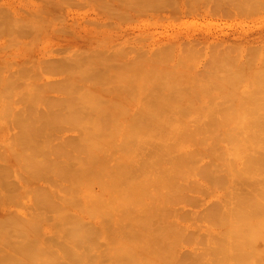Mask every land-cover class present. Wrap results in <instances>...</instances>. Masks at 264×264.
<instances>
[{
  "label": "rangeland",
  "instance_id": "1",
  "mask_svg": "<svg viewBox=\"0 0 264 264\" xmlns=\"http://www.w3.org/2000/svg\"><path fill=\"white\" fill-rule=\"evenodd\" d=\"M235 1L0 0V116L2 115L0 117V121H2V124H0V255L1 253L3 255L0 257V264H18L19 262V264H30L32 259L34 261L32 264H38L39 261L41 264H48L47 262L50 264H64L69 260L71 263L69 261L66 264H75L78 259L79 263L77 264H82L80 262L85 263L86 260L88 262L92 261L90 264H217L221 259V255L231 250V247L227 245L221 246L223 249L219 250L221 242L218 235L222 232L223 238H225L224 231L226 229L223 226V221H220L221 206L218 205L217 201L213 202V200L215 194L223 193V184L227 183L222 179V176H224L225 170H229V166L223 165V162L229 161L232 163L233 157L231 152L225 155L228 145L225 142H217L216 137L218 134L215 135V133L217 128L221 126L219 125L221 121L224 125L227 124L226 127H229L228 125L232 126V115V118L235 119L233 122H236L241 128L244 123L246 125V121L248 123L250 120L246 115L249 110L242 107L249 106L252 102L256 105L258 100L255 102L254 98V100H250L249 104L248 99L243 101L239 97L245 98L249 94V96L255 97L252 95L253 93L256 96L264 93V88L261 85L264 83V72L261 76V78L263 77L262 79H259V75L255 74L256 72H250L254 62L257 64L262 59L264 60V46L262 47L264 40L255 42H262L260 46L254 43H248L247 46L242 42V45L239 44L240 41L236 43V40L230 39L234 43L232 45L231 43H226L225 46V42L217 44L218 42L211 39L210 43L213 42L214 44L212 43L210 46H208V43L202 44L203 47L200 45L201 43L195 45L194 41L190 43V46L187 41L183 40L182 43L179 41L182 44H180L179 49L176 47L179 42L175 39L186 33L206 34L209 36L220 35L219 37L227 34L231 38L237 37V35H256V31L262 33L264 31V0H251V3L249 2L250 0ZM46 3L56 7L47 9V6L46 9L42 8L43 10L45 9L43 11L40 8L41 6L44 7ZM171 45L174 46L173 49ZM150 47L155 49L154 54L149 55L150 53L147 50ZM162 49L164 50L161 51ZM157 50L159 52L156 53ZM168 50L169 52H167ZM222 61L228 62L225 64ZM262 61L261 63L264 66ZM215 62L218 65L214 66ZM262 65L257 64V67ZM246 68L249 69L247 70ZM200 69H203V71ZM256 69L255 71H258ZM246 70L249 72L248 74ZM103 80H111L112 82H108L114 86L120 83L121 87L123 86L122 82L126 81L127 85L124 86L132 88L131 90L125 88L126 91L122 88V90L124 89L123 93L121 88L119 89L117 86L122 93L120 94L119 92L118 94L117 87H114V90L108 88L110 86L109 83L104 81L108 84L105 87ZM115 80H119L117 84H115L117 82ZM121 80L122 82H120ZM146 82L147 87L145 86ZM224 83H226V87L221 91L220 89L225 86ZM220 84L223 85L220 87ZM258 84L259 87L261 85V91L256 90ZM152 85L156 89L159 88V91L163 88L164 91L160 92L162 94L158 92L159 95L154 88L150 92ZM203 87H206V89H202ZM208 87L211 88V91ZM133 88L135 89L133 90ZM249 88L256 89L251 90L247 94ZM103 89L108 91H105L106 93H111L112 98L110 94L105 95L106 93L102 92ZM136 90L137 94L135 96L134 94L132 95L131 93ZM169 90H171V93ZM96 91L98 93L102 92L104 94L102 95L105 98L107 97V100L119 98V103L121 102L124 108L119 107V105L118 107L115 105L116 108H114V104L111 103L112 100L110 99L113 109L105 107L106 113L100 117L97 121L98 124L89 132L95 134L104 132L103 134L109 135L110 133L111 135L109 138L108 135H101L103 137L100 138V142H106L105 144L107 145H104L105 149L100 142L97 145L104 149V154L102 158H98L95 155L96 160L92 163L93 167L90 168L86 163L85 170L83 166L79 165L82 161L80 160L79 162L77 156L79 153V157L82 155V159H84L83 157L86 154L83 155L82 153L86 152L85 150L82 152V149L86 147V144L83 145V147L85 146L84 148H80L82 146L76 140V134L78 133H76V129L86 126L88 117L98 108H101L97 105L94 98L98 99L102 95L99 93V96H97ZM190 91H193V95L198 93L195 95L199 96V98L194 96V99L191 94H188ZM125 92L127 96H123ZM141 93L144 94L143 98L145 99L143 101L140 97L142 103L138 102L140 101L139 98L137 99ZM153 93L154 95L156 93L159 97L154 96ZM174 94L176 95L174 96ZM119 95H122V97ZM162 96L166 97L167 100ZM170 96H174V100ZM259 96L256 98L259 99L258 103L261 110L259 109L260 107L257 109L259 104L256 107L252 104V110L254 112V109H257V112L255 111L257 115L253 112L255 116L247 113L253 119L258 117L259 120L264 121V116L262 118V115H264V102L262 103L263 105L260 103L264 95L261 101V96L260 98ZM190 97L192 98L191 100ZM187 98L188 102L186 103ZM170 99L172 100L170 101ZM226 99H229V101ZM135 100L140 105L148 100L147 103H144L147 104L144 105L147 107L140 109L142 105L136 104ZM162 100H165V103ZM221 100H223V104ZM99 101H103V105L104 99H99ZM160 101L161 105L159 104ZM133 102L137 105V110L140 109L143 115L138 111L139 114L138 112L134 114L138 119L135 117V121L133 117V121H128L127 117L130 119V116H132L130 115L131 112L133 114L134 109H136L133 106ZM177 102L179 104H176ZM237 102H239V106ZM185 103L188 105H185ZM209 103L211 104L209 105ZM111 104H108L107 107ZM174 105L184 106V108L175 106L176 116L182 119V122L174 121L177 117L173 116V112H166L167 108L174 109ZM185 106H189L187 107L189 110ZM225 106L234 107V109L227 107L226 111L229 112V115L227 112L226 114L223 113L225 112L223 110ZM240 106L245 115L241 111ZM238 108H240V111H238ZM219 112H221L222 117L217 116ZM230 112H233V114ZM258 112L259 115L262 112V115L258 116ZM38 113L47 118L39 115L41 118L38 117V121L40 119L41 122L36 121L37 119L34 120L35 118L32 116L38 115ZM235 113L236 115H234ZM237 113L241 114L237 115ZM25 114H30L31 122L32 118L36 122L28 124L29 122H26L28 120H25L23 116ZM79 114L84 116L79 117ZM212 114L216 115L213 116ZM112 115L118 120L114 121ZM224 115L225 117H223ZM226 115L228 116L226 117ZM3 116H5L4 120L9 119L5 120L6 123H3ZM209 116L212 121H210ZM215 116L220 120L217 122L218 118H216L215 121L217 123L212 118ZM119 117H121V122H118ZM143 117H152L154 124L148 125L149 120L142 122L144 121ZM15 118L17 121H13ZM43 118L44 121L42 120ZM188 118L191 120L189 119L188 121ZM197 118L198 120L201 119L198 124ZM221 118L224 120H221ZM172 119L173 123H170L171 121L169 123L172 126L174 125L172 129L175 128V130V126H180L178 131L173 132L172 126L168 124L167 121ZM192 119H194V123L191 122ZM203 119H205L204 123L202 122ZM253 119H251L252 123L249 121L251 125H255L257 123L254 122H258L260 124L257 127L262 126L263 121L260 122L258 119L254 121ZM21 120H24L25 123H22ZM223 124L222 126H224ZM249 125L248 127L251 126ZM243 128L241 131L244 132L246 129ZM159 129H164L165 132L163 130L159 133ZM141 130H143V133H137V131ZM174 135L178 137L175 143L170 139ZM214 135L215 137H213ZM143 136H146L148 140L140 141V137ZM62 137L64 141L66 140L65 138L70 139L72 137L73 142L71 143L75 141L74 144L78 143L77 147L72 146L74 144L70 143L71 139L69 141L66 140L70 143L71 148L67 145L69 143L62 145ZM126 137H133L134 141L129 146V150L124 153L126 145L121 139ZM60 138L62 139L60 140ZM81 141L84 143L88 142L83 139ZM112 141H114V144H112ZM142 142L155 144L156 147L158 144H163L170 148V152L168 155L161 152V156H158L159 152L155 154L157 150L155 152L150 151L151 154L149 156L142 158L141 153L144 149L142 148ZM61 145V150L65 147L64 145H66L65 148H70V150L66 149L67 153L63 152L65 148L61 151L59 148ZM74 147H79L78 151ZM51 148L53 152L56 151V154L59 153L60 156H58L59 154L56 156L54 153L50 155L49 151ZM54 148L57 149L54 150ZM71 149L77 151L75 152L76 155ZM58 150L60 151L57 152ZM179 150L188 151L191 158L189 154L188 156L177 157L175 153ZM62 152L66 155L63 156ZM68 152L73 156L71 154L70 156ZM53 154L55 157L52 156ZM67 155L69 158H66ZM119 155L122 158L119 159ZM44 157H46V160ZM48 157L52 158L49 159ZM71 157H75L78 162ZM216 157L218 160L214 159ZM51 160L54 162L52 163ZM49 161H51L53 168L50 166ZM68 162L69 164H67ZM187 162L188 165L186 164ZM62 163L63 165L66 164L67 168L64 166L62 168ZM55 167L57 169H54ZM59 168L61 169L59 170ZM79 168L80 172L78 171ZM188 169H191V172ZM183 171H185L184 174ZM143 175L147 177L156 175L153 182L154 186L152 184L148 188V194L151 193L150 195H147V193L138 195L137 190H134L139 188L141 182L145 183L142 180ZM159 179L161 180L160 182L158 181ZM162 181L163 185L166 184L165 189L161 188ZM159 183L160 186H158ZM125 184L127 187H122ZM111 187L117 190H113ZM101 188H104L107 193L108 190H112L107 195L104 192V196L100 192ZM158 188L161 189L159 193L157 192ZM124 189L128 193L130 192L129 203L136 209L137 206H141L139 213L134 212L132 214L131 211V214L124 215L125 212H123L122 206L120 208L123 211L122 214L120 213L118 206L125 204L127 200L125 201L124 199L128 197H125L127 193L124 194L126 192ZM64 190L66 193L62 192ZM69 190L74 191L73 194H69ZM46 195H48L49 199L46 200L50 201V204L57 200V202L60 201V203H57L58 205L56 204L58 207L56 205V208L53 206L55 211H52V206L50 207L47 202L45 203L48 206L45 207L43 201H45L44 196L46 198ZM40 196L43 198L42 202L44 204H42ZM89 196H91L90 203H92L89 204L90 207L87 205L89 202L87 204L84 202V198L87 200ZM75 198L79 200L76 201ZM122 198L124 202L122 201L123 203L121 204L118 201ZM142 200L147 205H150L148 212L143 211ZM115 202L119 204L116 206L118 207L117 210H119L116 213L119 216L113 217L112 215L113 218H111L114 220L112 222L111 218L107 217L106 214L109 213V206ZM60 205L65 208L60 207ZM77 206L78 209H75L74 207ZM126 206L128 207L127 203ZM111 207L110 211L113 208ZM59 208L64 209V213L69 209V212H66L67 214L65 215L62 209L59 210ZM71 209L72 213H70ZM54 212H57L58 218ZM60 212L62 213V219L60 218ZM76 212L80 220L76 215H71L76 214ZM116 213L114 215H117ZM109 214L112 213L110 212ZM120 214L123 217H120ZM63 219L64 221L66 220L67 225H65V222L62 223ZM69 223L72 226L74 224V226L72 227ZM66 229H68L66 231L67 234H65ZM91 237L93 238L91 239ZM129 237L132 239H129ZM16 238L19 240L24 239L25 241H19ZM67 238L71 240H66ZM43 239L44 241H41ZM126 239L135 240L139 245L135 241V243L133 241H130V243ZM154 240L157 241L155 244L152 243ZM72 241L74 245L73 243L71 244ZM125 241L126 245H128L127 249L123 248L126 246L124 245ZM20 242L25 244L20 246ZM39 242H42L41 246L44 248L40 247ZM133 244L134 246L136 244V246L134 247ZM15 245H19L18 247L24 248V250L18 247L17 250H14ZM81 245L83 248L87 246L85 248L87 252L80 247ZM64 246L66 247L64 248ZM32 247L40 251L39 256L36 255L39 252L32 249ZM74 247L76 248L75 253L79 250L77 254L79 252L82 254L79 253V256L76 254L73 256L74 253L71 252L73 253L71 254L73 258H78L76 261L74 260L75 262L72 261L73 258L72 260L69 259L71 257L70 254L67 255L68 257L65 256V252L69 248V251L73 250ZM89 247H91L92 252ZM27 249L29 250L27 251ZM49 249L53 250L51 251L52 253H50ZM121 249L124 251H120ZM61 250L63 257L67 259L62 258V254L60 256L58 251ZM125 250H127L125 255H128V257L123 256L124 254H119L116 261L115 256L117 255H113L112 251L114 254H118V252L123 253ZM191 250L195 251V253ZM23 251H26L27 255L29 253L31 255L26 257ZM82 251L86 252L87 255L84 252L82 253ZM99 251H101V254ZM83 254L84 257L82 258L85 261L81 260L80 257ZM110 254L113 255L115 263L112 262L113 257ZM108 255L110 256L106 257ZM8 256L10 260H8ZM92 256L94 262L91 260ZM104 257L112 258V261L106 260ZM49 259H52V261H49ZM14 261L18 262L15 263ZM231 262L233 263V261ZM227 263L229 264L230 262L227 261ZM234 263L236 264V261ZM247 263L250 264L249 262Z\"/></svg>",
  "mask_w": 264,
  "mask_h": 264
},
{
  "label": "bare ground",
  "instance_id": "2",
  "mask_svg": "<svg viewBox=\"0 0 264 264\" xmlns=\"http://www.w3.org/2000/svg\"><path fill=\"white\" fill-rule=\"evenodd\" d=\"M229 1H231V0H229ZM234 1V0H233ZM237 1V0H236ZM235 1V2H236ZM238 2V1H237ZM250 3H251V0L249 1ZM55 3H57V2H55ZM52 4V3H51ZM44 5V4H43ZM53 5H55L54 3H53ZM57 5V4H56ZM254 5V4H253ZM257 5H259V4H257ZM257 5H255V6H257ZM48 6V7H47ZM260 6V5H259ZM46 7H47V9H53V8H55L56 6H50V5H47V3H46V5H44V7L43 6H41V8L40 9H42V8H45L46 9ZM52 7V8H51ZM261 7V6H260ZM256 8V7H255ZM39 9V8H38ZM37 9V10H38ZM39 9V10H40ZM44 9V10H45ZM43 10V9H42ZM43 10V11H44ZM41 11V10H40ZM49 11V10H48ZM264 32V31H263ZM258 33L257 31H256V35H253V34H246V35H244V36H238L237 35V37H230L229 35H224V36H222V37H219V36H209V35H206V34H192V33H186V34H183V35H180L178 38H176L175 40L176 41H180L181 43L183 42V40L184 41H187L188 43H189V45H190V43H192L193 41V43L196 45H198V44H200L202 47H203V45L204 44H209L208 46H210L213 42H211L210 43V41H212L213 39L216 41V42H218L217 44H219V43H223V42H225V46H226V43H231V45H232V43H234V41H231L230 39H233V40H236V43H237V41H240V43L239 44H241V42L242 43H244V44H250V43H254V44H258V46H260L261 45V43L259 42V43H255V42H258V41H263L264 40V33ZM250 33V32H249ZM254 33V32H253ZM213 34V33H212ZM215 35V34H214ZM232 36V35H231ZM212 39V40H211ZM214 41V42H215ZM227 41H231V42H227ZM179 42V44L176 46V43H175V46L177 47V48H179L180 49V47L179 46H181L182 44ZM186 42V43H187ZM215 42V43H216ZM187 43V44H188ZM264 43V42H263ZM181 44V45H180ZM203 44V45H202ZM214 44V43H213ZM243 44V45H244ZM184 45H185V43H184ZM224 45V44H223ZM242 45V44H241ZM251 45H253V44H251ZM172 47V49H173V45H171ZM191 46V45H190ZM193 46V45H192ZM206 47H208L207 45H205ZM230 46V45H229ZM248 46V45H247ZM257 46V45H256ZM264 46V44L262 45V47ZM261 47V48H262ZM169 48V47H168ZM226 49V48H225ZM164 49H162L161 51H163ZM263 50V49H262ZM150 54L149 55H151V54H154V52H155V49L153 48V47H150L148 50H147ZM166 51V50H165ZM173 51V50H172ZM264 51V50H263ZM157 52H159V50H157L156 51V53ZM167 52H169V50L167 51ZM166 54V53H165ZM150 57V56H149ZM229 59V58H228ZM231 59V58H230ZM232 60V59H231ZM263 60V59H262ZM261 60V61H262ZM261 61L259 62V63H257L258 65H262L263 63H261ZM221 62V61H220ZM222 62H224V61H222ZM228 62V61H227ZM227 62H224L225 64L227 63ZM229 62H230V60H229ZM234 62H236V61H234ZM254 62V61H253ZM262 62H264V60L262 61ZM232 63V62H231ZM261 63V64H260ZM257 64H255V62H254V64H253V66H252V70L250 69V72L251 73H254V72H256L255 74H258L259 76V79L261 78V76L263 75V72H264V66L262 65V66H259V67H257ZM216 65H218V63L216 64V62H215V64H214V66H216ZM224 65V64H223ZM256 65V66H255ZM203 66V65H202ZM206 66V65H205ZM213 66V65H212ZM213 66V67H214ZM251 66V65H250ZM250 66H249V68H250ZM204 67V66H203ZM202 67V68H203ZM212 67V68H213ZM218 67V66H217ZM248 67V66H247ZM254 67H255V69L256 68H259V69H256V70H260V72H258V71H255V69H254ZM208 68V67H207ZM219 68H221V67H219ZM245 68V67H244ZM248 68V69H249ZM263 68V69H262ZM204 69V68H203ZM203 69L201 70V71H203ZM247 69V68H246ZM247 69V70H248ZM246 70V72H247V74L249 73L248 71ZM261 70H262V74H261ZM213 71V70H212ZM243 72V71H242ZM241 72V73H242ZM244 72H245V70H244ZM244 72H243V74H244ZM250 73V74H251ZM246 74V73H245ZM255 74H252L253 76L255 75ZM261 74V75H260ZM256 76V75H255ZM257 77V76H256ZM263 77H264V75H263ZM262 77V78H263ZM261 78V79H262ZM230 80V79H229ZM106 82L107 80H103V82ZM108 81H111V80H108ZM107 81V82H108ZM117 80H115V82H116ZM119 81V80H118ZM118 81L115 83V84H117L118 83ZM233 81H235L236 82V80L235 79H233ZM237 81H238V79H237ZM102 82V83H103ZM104 82V84H105V87H106V85H108L107 83H105ZM112 82V81H111ZM120 82H122V80L120 81ZM226 82V81H225ZM260 82V81H259ZM109 83V85H110V82H108ZM125 83V84H124ZM226 83H228V82H226ZM226 83H224V85L225 86H223L222 87V89H220L221 91L223 90V88H225L226 87ZM120 84V83H119ZM119 84H117V86L119 87V89L121 88V90H122V88H126L127 90L129 89V90H131V88L132 87H129V86H127V87H125L124 85H127L126 84V81H124V82H122V87H121V84L119 85ZM129 84V83H128ZM146 84V85H145ZM144 85L147 87V82L145 83ZM221 85H223V84H220L219 86L221 87ZM262 85V88H264L263 86H264V83L263 84H261ZM261 85H260V87H261ZM113 86V87H112ZM117 86H114V85H112V83H111V85L108 87V88H116ZM144 86V88H146ZM151 86V85H150ZM118 87L116 88L117 89V93L119 94V90H118ZM136 87V86H135ZM143 87V86H142ZM141 87V89L143 90V88ZM148 87H149V84H148ZM259 87V84H258V88L256 89V90H258V91H261V89L262 88H260ZM107 88V90H109ZM114 88V89H115ZM153 88H154V90H156L157 91V93L159 92H162V91H164L163 90V88H161V90L159 91V88L158 89H156L155 87H154V85H152V87H150V92L153 90ZM209 88V87H208ZM260 88V89H259ZM111 89V91H113ZM123 89V90H124ZM126 89L124 90V91H126ZM135 88H133V90H134ZM152 89V90H151ZM202 89H206V87L204 88H202ZM210 89V91H211V88H209ZM254 88H252V89H250L249 88V90L247 91V94H248V92H250L251 90H253ZM254 89V90H255ZM100 90V89H99ZM107 90H102V92H104V93H106V92H108ZM122 90V91H123ZM176 90V89H175ZM106 91V92H105ZM110 91V92H111ZM116 91V90H115ZM124 91H123V93H124ZM147 91V90H146ZM171 90H169V92H170ZM207 91H208V89H207ZM264 91V90H263ZM88 92V91H87ZM97 92V91H96ZM96 92H93V93H96ZM102 92H99V93H101L100 95H102L103 93ZM135 92V93H134ZM133 93H131L132 95L134 94V96H135V94H137V90L136 91H134ZM148 92V91H147ZM190 92H192V93H190ZM188 94H191L192 96H193V98H194V96H197V95H195V94H198V93H194V95H193V91H190ZM88 93H90V92H88ZM99 93L97 92V96H99ZM129 93V92H128ZM158 93V94H159ZM171 93V92H170ZM169 93V94H170ZM208 93V92H207ZM224 93V92H223ZM225 93H226V91H225ZM243 93V92H242ZM107 94H110V97L112 96L111 95V93H106L105 95H107ZM120 94H122L121 92H120ZM141 94H143V93H141ZM140 94V95H141ZM146 95H147V93H145ZM160 94H162V93H160ZM159 94V95H160ZM187 94V93H186ZM222 94V93H221ZM261 94V93H260ZM263 95H264V93H262ZM261 94V95H262ZM104 95V94H103ZM99 96V98L97 99V98H94V100H95V102H97V105L99 106V107H101V108H98L92 115H90L89 117H88V123H87V125L86 126H83V127H79V129H76L77 131H76V136H77V142L79 143V145L81 144V146L82 147H80V148H84L83 147V145H85L86 144V147L84 148V149H82V152H83V150H85V152L86 153H82L83 155L84 154H86V155H84V159H82V155L79 157V153H78V160H79V162H80V160L82 161V162H80V166H83L84 167V169L86 170V163L88 164L87 166H89L90 168H92L93 167V164L92 163H94L95 162V155L98 157V158H102V156H103V154H104V149H105V146L107 145V144H105V143H103V142H100V138L101 137H103V136H101L103 133H100V132H98V134H95V133H89L90 131H91V129L94 127V126H96L97 124H98V120L100 119V117L101 116H103L105 113H106V109H105V107L106 108H112L113 109V105L112 104H114V108H116V106L118 107V105H119V107H123L124 108V106H122L121 105V102L119 103V101L120 100H118L119 98H117L116 100H118V101H116L115 99L114 100H112L110 97V99L112 100L111 101V103H110V99H106L105 98V96ZM127 96V93L125 92V94L123 95V96ZM138 96L137 97V99L139 98V100H140V97H141V100H145L144 98H143V96H144V94L142 95V96ZM153 95H154V93H153ZM155 95H156V97H159V96H157V94L155 93ZM154 95V96H155ZM164 95V94H163ZM176 94H174V96H175ZM232 95V94H231ZM250 95V94H249ZM246 96V97H248V98H244V97H239L240 98V100L242 99L243 101H246V99H248L247 101H249L248 103L250 104V102L252 101V100H254V98H255V102L258 100L259 101V99H257L256 97H258L259 96V94H257V96L255 95V93H253L252 95H254L255 97H251V96ZM260 95V96H261ZM262 95V96H263ZM114 96H116V94H114ZM120 97H122V95H119ZM150 96H151V94H150ZM165 96V95H164ZM164 96H162L165 100H167L166 99V97H164ZM174 96H170V97H172V99H173V97ZM217 96V95H216ZM260 96H259V98H260ZM262 96H261V99H260V101L262 100ZM117 97V96H116ZM116 97H114V98H116ZM168 97V96H167ZM169 97V98H170ZM264 97V96H263ZM104 99V103H103V105H105V106H103L102 105V102L103 101H99V99H101V100H103ZM143 98V99H142ZM189 98V97H188ZM188 98H187V101H186V103L188 102ZM196 98H199V96H197ZM223 98H224V96H223ZM249 98H252V99H249ZM128 99V98H127ZM157 99V98H156ZM172 99H170V101L172 100ZM192 98L190 97V100H191ZM195 99V98H194ZM193 99V100H194ZM232 99H233V96H232ZM107 100V101H106ZM138 101V102H141L142 103V101ZM152 100H153V98H152ZM151 100V101H152ZM158 100V99H157ZM165 100H162V101H164V103H165ZM174 100V99H173ZM178 100H179V98H178ZM227 100V99H226ZM234 100V99H233ZM251 100V101H250ZM109 101V102H108ZM136 101V100H135ZM196 101V100H195ZM198 101H199V99H198ZM227 101H229V99L227 100ZM258 101H257V104H259L258 103ZM113 102H118L117 104L116 103H113ZM137 102V101H136ZM136 103V104H139L140 105V103ZM148 102V100L147 101H145L144 103H147ZM189 102H191V101H189ZM231 102V101H230ZM240 102H242V101H240ZM264 102V98H263V100L260 102L261 104ZM134 103V102H133ZM141 104L140 106L142 107V108H140V109H144V107L146 108L147 106H144V105H147V104ZM164 103H162L163 105H164ZM185 103V105H188V104H186ZM221 103L223 104V100H221ZM221 103H220V105H221ZM233 103V102H232ZM108 104H111L109 107H107L108 106ZM135 103L133 104V106H137ZM160 105H161V101H160V103H159ZM176 104H179L178 102L176 103ZM190 104V103H189ZM211 103H209V105H210ZM226 104V103H225ZM224 104V105H225ZM228 104V103H227ZM237 104H238V106H239V102H237ZM252 104H253V106H257V104L256 105H254L255 103H251L249 106H247L246 105V107H242V108H246V110H249V111H247L249 114H251L252 116L254 115V114H256L257 115V113H255V111L258 109V107H260V104L257 106V109L255 110L254 109V112H253V106H252ZM264 104V103H263ZM262 104V105H263ZM116 105V106H115ZM121 105V106H120ZM148 105H149V103H148ZM151 105H153V104H151ZM150 105V106H151ZM242 105V104H241ZM140 106H138V107H140ZM175 106L177 107L178 105H174L173 107H174V109H171V108H167L168 110L166 111V112H173L174 113V115L173 116H176V111H175ZM180 106V108L181 107H183L184 108V106H181V105H179ZM179 106H178V108H179ZM223 106V105H222ZM232 106V105H231ZM231 106H225V108L223 109V110H225V112H223V113H225L226 114V109H227V107H230V108H232V109H234V107H231ZM233 106H234V103H233ZM237 106V105H236ZM243 106V105H242ZM187 107H189V106H185V108H187ZM248 107V108H247ZM250 107H251V110H250ZM264 107V106H263ZM152 108V107H151ZM230 108H228L229 110H232V109H230ZM240 108H241V106H240ZM240 108H238L239 110L238 111H240ZM242 108H241V111H242ZM118 109V108H117ZM134 109V108H133ZM133 109H132V111H133ZM138 108L136 107V109H134V111H133V114H132V112H131V114L130 115H132V116H130V119H129V117H127L128 118V121H130V120H132L133 121V117H134V119H135V121H136V118H137V116H135L134 114L136 113V112H140L141 110L139 109V110H137ZM150 109V108H149ZM156 109V108H155ZM159 109V108H158ZM188 109V108H187ZM260 110H261V107L259 108ZM121 110H124V109H121ZM173 110V111H172ZM177 110V109H176ZM186 110V109H185ZM184 110V111H185ZM189 110V109H188ZM193 110V109H192ZM223 110H221V111H223ZM245 110V109H244ZM245 110V111H246ZM175 111V112H174ZM180 111H181V109H180ZM182 111H183V109H182ZM250 111H251V113H250ZM124 112V111H123ZM139 112H138V114H139ZM142 112V111H141ZM140 112V113H141ZM178 112V111H177ZM233 112H234V110H233ZM233 112L231 113V114H233ZM243 113H244V111H242ZM241 112V113H242ZM246 112V115H247V117H249L250 118V120H249V118H247V120H249L250 122H251V119H253V118H251V116L248 114ZM254 114H253V113ZM257 112V111H256ZM182 113V112H181ZM221 112H219V114H217V116L219 115V117H222V114H220ZM228 113V115H229V112H227ZM241 113H239V114H241ZM262 112H260V115H262L261 114ZM11 114V113H10ZM180 114V113H179ZM179 114H177L178 116H179ZM238 113H237V115H239ZM6 115V114H5ZM28 116V117H26V116ZM25 115H23L24 117H25V120H28V121H26L28 124H30V123H35L36 121H38V117H39V115H41V117H43L42 116V114L41 113H38V115L36 114L35 116L33 115L32 117L33 118H35L34 120H36L35 122H34V120H33V118H32V122H31V119L29 118V116H30V114L28 115V114H25ZM47 115V114H46ZM123 115H124V113H123ZM125 115H126V112H125ZM141 115H143L142 113H141ZM172 115H170V116H172ZM213 116L214 115H216V114H212ZM212 115H210V116H212ZM221 115V116H220ZM228 115H226V117L228 116ZM234 115H236V113L234 114ZM244 115H245V113H244ZM259 115V112H258V116H260ZM2 116V115H1ZM0 116V117H1ZM7 116V115H6ZM48 116V115H47ZM84 115L83 114H79V117H83ZM113 116V120L115 121V120H118V119H115L116 117L114 116V115H112ZM172 116V117H173ZM210 116H209V119H210ZM217 116H215V117H212L214 120L213 121H215L216 120V118H218ZM233 116V115H232ZM232 116H231V121H232V126L231 125H228L229 127H226L227 126V124L226 125H224L223 123H222V121L219 123V125H221V126H219L218 128H217V130H216V133H215V135L216 134H218L217 135V137H216V140H217V142H219L220 141V143H222V142H225L227 145H228V150H227V152H226V154L225 155H227V154H229V152H231V155H232V157H233V161H232V163L231 162H229V161H224L223 162V165H226V166H229V170L228 171H226L225 170V173H224V176H222V179L224 180V181H226L227 183H225V184H223L224 185V191H223V193L222 194H220V193H218V194H215L214 195V200H213V202H218V205L219 206H221V215H220V221L222 222L223 221V226H224V228L226 229V231H224V236H225V238H223V233L222 232H220L219 233V237H220V242H221V244L219 245V250H222L223 248L221 247V246H224V245H227V246H230L231 247V250L230 251H228V252H225V253H223L222 255H221V259H220V261H218V263L217 264H228L227 263V261L228 262H230L229 264H231L232 262L231 261H233V263L236 261V264L238 263V264H248L247 262H249L250 264H264V127H262L263 125H264V121H263V123L261 124L262 126H258L257 127V125L258 124H260V123H258V122H254V123H257V124H252L251 125V123L248 121V123H247V121H246V125H244L243 124V126H242V128L243 129H246L244 132L243 131H241L242 130V128L241 127H239L237 124H236V122H233V121H235V119H233L232 118ZM255 116V115H254ZM263 116L264 115H262V118H263ZM11 117V116H10ZM31 117V116H30ZM41 117H39V118H41ZM44 117H46V116H44ZM136 117V118H135ZM177 117V116H176ZM176 117H174V118H176ZM223 117H225V115L223 116ZM230 117V116H229ZM228 117V118H229ZM235 117H239V116H235ZM257 117V116H256ZM4 118H5V116H3V123H6L5 122V120H4ZM8 118V117H7ZM28 118V119H27ZM47 118V117H46ZM45 118V119H46ZM120 119H119V121L118 122H121L120 120H121V117H119ZM123 118H125V117H123ZM132 118V119H131ZM142 118V117H141ZM144 118V117H143ZM149 118V119H148ZM145 117L144 118V121H142V122H147L148 120V125H151L153 122H152V120H154V119H151L152 117ZM202 118H204V117H202ZM244 118V117H243ZM255 118V117H254ZM260 118V117H259ZM11 119V118H10ZM21 119H22V117H21ZM24 119V118H23ZM49 119V118H48ZM138 119V118H137ZM146 119V120H145ZM189 119L190 118H188V121H189ZM230 119V118H229ZM229 119H227V120H229ZM256 119V118H255ZM255 119H253L254 121H256L257 119H258V117H257V119L255 120ZM0 120H1V118H0ZM7 120H9V119H7ZM6 120V121H7ZM19 120V119H18ZM30 120V121H29ZM43 121H44V118L42 119ZM71 120H73V119H71ZM139 120H141V119H139ZM138 120V121H139ZM181 121L182 119H180V118H176V120H174V121ZM184 120L185 121H187V119H185L184 118ZM191 120V119H190ZM201 119H199L198 120V118H197V124L198 123H200L201 121H200ZM204 120L205 119H203V123H204ZM221 120H224L223 118H221ZM226 120V119H225ZM237 120H239V118H237ZM252 120V121H253ZM13 121H17L16 120V118H15V120H13ZM22 121V123L24 122V120H21ZM21 121H19V122H21ZM137 121V122H138ZM160 121V120H159ZM169 121H171L170 123H173V119L172 120H168L167 122H168V124H170L169 123ZM184 121V122H185ZM195 121H196V118H195ZM194 121V119H192V121L191 122H195ZM210 121H212V119H210ZM220 120H219V118H218V121L217 122H219ZM258 121H260V122H262L261 120H259L258 119ZM1 123L0 124H2V121H0ZM9 122V121H8ZM7 122V123H8ZM38 122H41L40 121V119H39V121ZM140 122V121H139ZM166 122V123H167ZM182 122V121H181ZM183 122V123H184ZM216 122V121H215ZM216 122V123H217ZM239 122V121H238ZM237 122V123H238ZM245 122V121H244ZM25 123V122H24ZM123 123V122H122ZM130 123V122H129ZM134 123V122H133ZM136 123V122H135ZM182 123V124H183ZM240 123V122H239ZM249 123H250V125H249ZM154 124V123H153ZM152 124V125H153ZM196 124V123H195ZM222 124L224 125V126H222ZM250 126V127H248V125ZM171 125V124H170ZM169 125V126H170ZM235 125H237V126H235ZM256 126V127H254V126ZM172 126V125H171ZM245 126H247L246 128H245ZM253 126V127H252ZM120 127V126H119ZM174 127V125L171 127V129ZM176 127V130H175V128L174 129H172L173 130V132H175V131H178L179 130V128L178 127H180V126H175ZM78 128V127H77ZM164 128V127H163ZM164 130V129H163ZM163 130H161V129H159L158 131H159V133L160 132H162ZM163 132H165V130L163 131ZM181 132H184V131H181ZM137 133H143V130H141V131H137ZM103 135H108V134H103ZM110 133H109V135H108V138L110 137ZM179 135H180V132H179ZM215 135L213 136V137H215ZM161 136V135H160ZM105 137H107V136H105ZM63 138V137H62ZM62 138H60V140L62 139ZM108 138H106L107 140H108ZM66 140H70L71 139V141H70V143L71 142H73L72 140V137L69 139V138H65ZM78 139H80V140H78ZM86 140V141H88L87 143H84L83 141H81V140ZM150 139V138H149ZM172 141H173V143H175V141H177L178 140V137L176 136V135H174V137H171L170 138ZM174 139V140H173ZM58 141H60L59 139H57ZM64 141V138L61 140V142H63V143H61V142H58V143H61L62 145L63 144H67V143H69V142H67V141ZM75 140V139H74ZM105 140V139H104ZM103 140V141H104ZM106 140V141H107ZM148 140V138L146 137V136H143V137H140V141H147ZM101 141H102V139H101ZM121 141H124V143H125V145H126V150H124L123 152L125 153V151H128L129 150V146H131L132 145V143H133V141H134V138L133 137H126V138H124V139H121ZM98 142H100L101 144H103L102 146H104L103 148L101 147V146H98L99 144H98ZM70 143L69 144H67L70 148H71V146H70ZM74 143H75V141H74ZM74 143H71V144H74ZM77 143V144H78ZM143 143V142H142ZM172 143V142H171ZM77 144H74V145H72V146H76ZM98 144V145H97ZM100 144V145H101ZM112 144H114V141H112ZM62 145H61V147H59L60 148V150H61V148H62ZM97 147H96V146ZM152 145V146H151ZM65 147H66V145H64ZM155 146V147H154ZM65 147H63V149L65 148ZM77 147V146H76ZM76 147H74V148H76ZM78 147V148H79ZM108 147V146H107ZM106 147V148H107ZM221 147H223V145H221ZM70 148L69 149H67V148H65V151L63 150V152H66L67 153V150L69 151L70 150ZM78 148H76L75 150H77L78 151ZM142 148H144L143 150H142V153H141V157L142 158H144L145 156L147 157V156H149V154H151V152L152 151H156L155 152V154L157 153V152H159V154H158V156H161L160 154H162L161 152H163V153H167V155L169 154V152H170V148H167L165 145H163V144H158L157 145V147H156V145L154 144H149V143H143V146H142ZM52 149V148H51ZM51 149H50V155L52 154V153H54V154H56V151H54L53 152V149H52V152H51ZM57 148H54V150H56ZM67 149V150H66ZM155 149V150H154ZM60 150H58L57 152H59ZM61 150V151H62ZM74 149L72 150L71 149V151H74V154H75V152H77V151H75ZM80 150V149H79ZM161 150H164V151H161ZM166 150V151H165ZM151 151V152H150ZM199 151V150H198ZM62 152V153H63ZM81 152V151H80ZM153 152V153H154ZM69 153V152H68ZM73 153V152H72ZM52 155V156H54L55 157V155ZM59 153H57L56 154V156L58 155ZM71 153H69V155H70ZM122 154V153H121ZM188 154H189V152L188 151H181V150H179V151H177L176 153H175V155L177 156V157H181V156H188ZM49 155V156H50ZM66 154L65 153H63V156H65ZM72 155V154H71ZM70 155V156H71ZM76 155V154H75ZM190 155V154H189ZM58 156H60V154L58 155ZM73 156V155H72ZM126 156V155H125ZM45 158V160H46V157H44ZM43 158V159H44ZM49 158V157H48ZM52 157H50L49 159H51ZM62 158H65V157H62ZM66 158H69L68 157V155H67V157ZM71 158H73V157H71ZM75 158V157H74ZM74 158H73V160H74ZM81 158V159H80ZM120 158H122V156L121 155H119V159ZM190 158H191V155H190ZM53 159H55V158H53ZM58 159H60V158H58ZM215 160H218V158L216 157V158H214ZM44 160V161H45ZM48 160V159H47ZM70 160H72V159H70ZM70 160H68V161H70ZM75 160L77 161V159L75 158ZM52 161V160H51ZM51 161H49V163L51 162ZM57 161V160H56ZM55 161V163H57ZM58 161H60V160H58ZM63 161H64V159H63ZM190 161V160H189ZM188 161V162H189ZM54 161H52V163H53ZM62 162V161H61ZM64 162H66V161H64ZM63 162V163H64ZM78 162V161H77ZM188 162L186 163L187 165H188ZM63 163H62V168H64V167H66L67 168V166H66V164H64L63 165ZM51 164V163H50ZM67 164H69V162L67 163ZM75 164V163H74ZM46 165H47V162H46ZM55 165V164H54ZM75 165H77V164H75ZM51 167L53 166L52 164L50 165ZM60 166V167H61ZM64 166V167H63ZM69 166V165H68ZM190 166V165H189ZM57 167H58V165H57ZM57 167H55L54 169H57ZM53 168V167H52ZM61 168H59V170H60ZM185 169H186V167H185ZM191 169H193L192 167H191ZM191 169H188V170H190V172H191ZM52 170V169H51ZM62 170H65V169H62ZM50 171V170H49ZM79 172H80V168H79V170H78ZM186 171H187V169H186ZM54 172V171H53ZM62 173H63V171H61ZM60 172V173H61ZM184 172L185 171H183V174H184ZM189 172V171H188ZM55 173V172H54ZM53 173V174H54ZM65 176V175H64ZM67 176V175H66ZM155 176L156 175H149L148 177L145 175H143V178H142V180H144L145 181V183H140L139 185V188L138 189H134V188H132V189H134V190H137V194L138 195H141V194H144L145 195V193H147V195H150V194H148V188L149 187H151L152 186V184H153V182H154V180H155ZM78 177V176H77ZM180 177V176H179ZM178 177V178H179ZM46 178H48V177H46ZM183 178H184V176H183ZM68 179V178H67ZM182 179V178H181ZM48 180V179H47ZM75 180V179H74ZM78 180V179H77ZM184 180V179H183ZM159 182L161 181L160 179L158 180ZM180 182H181V180H180ZM179 182V183H180ZM162 187L161 188H166V184L165 185H163V181H162ZM67 185V184H66ZM70 185H71V183H70ZM103 185H105V184H103ZM158 185V184H157ZM153 186H154V184H153ZM158 186H160V183H159V185ZM65 187H67V186H65ZM122 187H127V185L125 184V186H122ZM135 187H137L136 185H135ZM112 188V187H111ZM113 190H117L116 188H112ZM112 189H110V190H108V193H109V191H111ZM131 189V190H132ZM66 190V189H65ZM62 191V192H64V193H66V191ZM118 190H119V188H118ZM161 189H157V192L159 193V191H160ZM70 191V190H69ZM76 191H77V189H76ZM75 191V192H76ZM120 191V190H119ZM124 191H126V192H124V194H126L127 193V195L125 196V197H127V199H124L125 201H126V203L128 204V207L126 206V203L125 204H123V205H119L118 204V202H121V204L124 202V200H123V198L120 200V201H118V202H115L114 204H111L110 206H109V210H108V212L110 213H112V214H109V213H107L106 214V216L107 217H112V215H113V217L115 216V217H118L119 215H118V213H116V212H119V210L121 211L120 213L122 214V211L123 212H125V214L124 215H126V214H131V211H132V214L135 212V213H139V211L141 210V206H137V209H136V207H134L133 205H131L130 203H129V201L128 200H130V192L128 193V191L126 190V189H124ZM147 191V192H146ZM73 192L74 191H70L69 192V194L70 193H72L73 194ZM100 192H101V194H103L104 192H105V189L104 188H101V190H100ZM107 192H105V194L107 195L108 194ZM155 193V192H154ZM104 195V194H103ZM43 196V195H42ZM105 196V195H104ZM103 196V197H104ZM79 197V196H78ZM40 198H41V202H42V200H43V198L40 196ZM88 199L87 200H89V201H87L86 200V198H84L85 200H84V202H86L85 204H87L88 202V206H89V204H92V203H90V198H91V196H89V197H87ZM46 199H48V195H46V198H45V196H44V200L45 201H43L44 203L45 202H47V203H49V205H50V207L52 206V208H53V210L52 211H55L54 210V207L56 208V206L58 205L57 203H60V201L59 202H53V201H51V202H53V203H51L50 204V201H47ZM49 200V199H48ZM75 200L76 201H78L79 199H77V198H75ZM39 201V200H38ZM83 201V200H82ZM81 201V202H82ZM123 201V202H122ZM42 202V204H44ZM47 203H45V207L46 206H48V205H46ZM65 204H66V202H64ZM64 203H63V205H64ZM83 203V202H82ZM57 204V205H56ZM69 204V203H68ZM56 205V206H55ZM63 205H60V207H64ZM67 205V204H66ZM74 205V204H73ZM87 205H85V206H87ZM114 205V206H113ZM119 205V206H118ZM125 205V206H124ZM130 205V206H129ZM141 205H142V208H143V211H145V212H148L149 210L148 209H150L149 208V206L150 205H147L146 204V202L144 201V200H142V203H141ZM35 206V205H34ZM39 206V205H38ZM54 206V207H53ZM79 206H81V205H79ZM84 206V207H85ZM113 208H112V207ZM116 206H118L119 208H120V206H122L121 208L123 209V210H121V208L119 209V210H117V208L118 207H116ZM43 207V206H42ZM58 207V206H57ZM68 207V206H67ZM90 207V206H89ZM91 207H92V205H91ZM110 207L112 208V210L110 211ZM115 207V208H114ZM125 207V208H124ZM65 208V207H64ZM69 208V207H68ZM73 208V207H72ZM75 209L77 208L78 209V206L77 207H74ZM60 209H62V208H59V210ZM89 209V208H88ZM126 209V210H125ZM37 210V209H36ZM35 210V211H36ZM59 210H58V212H59ZM64 209H62V211H63ZM66 210V209H65ZM115 210V211H114ZM40 211H42V210H40ZM39 211V212H40ZM77 211V210H76ZM137 211V212H136ZM43 212H44V210H43ZM48 212V211H47ZM66 212H69V209H68V211H66ZM64 213V211H63V214H67V213ZM117 214V215H114L115 213ZM54 213H56L57 214V212H54ZM70 213H72V209L70 210ZM41 214V213H40ZM47 214V213H46ZM51 214H52V212H51ZM56 214H54L55 216H56ZM120 214V217L122 216ZM39 215V214H38ZM71 215H78V213L76 212V214L74 213V214H71ZM108 215H111V216H108ZM52 216H53V214H52ZM55 216H54V218H55ZM61 216H62V213L60 212V218H61ZM105 216V217H106ZM59 216H58V214H57V218H58ZM78 217V216H77ZM112 217V218H113ZM123 217V216H122ZM48 218V217H47ZM49 218H52V217H49ZM64 218V217H63ZM67 218V217H66ZM75 218V217H74ZM109 218V219H110ZM112 218L110 219V220H112ZM62 219V218H61ZM68 219H69V217H68ZM67 219V220H68ZM78 219L80 220V218L78 217ZM108 219V221H110ZM50 220V219H49ZM60 220V219H59ZM73 220H76V219H73ZM100 220H103V219H100ZM51 221V220H50ZM56 221V220H55ZM66 221V220H65ZM64 221V219H63V221H62V223L63 222H65ZM71 221H72V218H71ZM70 220H69V222H71ZM114 220H112V222H113ZM81 222V221H80ZM79 222V223H80ZM51 223H53V222H51ZM55 223V222H54ZM53 223V224H54ZM57 223V222H56ZM60 223H61V220H60ZM66 223V222H65ZM78 223V224H79ZM83 223V222H82ZM88 223H90V222H88ZM59 224V223H58ZM69 224H71V223H69ZM68 224V225H69ZM60 225V224H59ZM65 225H67V223L65 224ZM80 225V224H79ZM84 225V224H83ZM54 226V225H53ZM71 226H72V224H71ZM73 226H74V224H73ZM72 226V227H73ZM87 226V225H86ZM66 227V226H65ZM81 227V226H80ZM17 228V227H16ZM18 229V228H17ZM71 229V228H70ZM76 229V228H75ZM23 230V229H22ZM55 230H56V226H55ZM62 230V229H61ZM68 229H66L65 230V232L67 231ZM16 231V230H15ZM77 232H78V230H76ZM17 232V231H16ZM22 232V231H21ZM49 232V231H48ZM53 232V231H52ZM62 232V231H61ZM76 232V233H77ZM79 233V232H78ZM20 234V233H19ZM57 235H58V233H56ZM59 234H60V231H59ZM65 234H67V232L65 233ZM92 234V233H91ZM15 235V234H14ZM16 235H17V233H16ZM26 235V234H25ZM30 235V234H29ZM32 235V234H31ZM53 235V234H52ZM57 235H55V236H57ZM89 235V234H88ZM28 236V235H27ZM50 236V235H49ZM64 236H67V235H64ZM83 236V235H82ZM92 236V235H91ZM33 237V236H32ZM39 237V236H38ZM53 237H54V235H53ZM61 237V236H60ZM42 238H44V237H42ZM50 238V237H49ZM55 238V237H54ZM53 238V239H54ZM57 238H59L58 236H57ZM64 238V237H63ZM74 238V237H73ZM93 237H91V239H92ZM17 239V238H16ZM39 239H41V238H39ZM75 239H76V237H75ZM129 239H132V238H130L129 237ZM143 239H145V238H143ZM17 240H19V239H17ZM22 241L24 240V239H21ZM21 240H19V241H21ZM58 240V239H57ZM60 240V239H59ZM66 240H71V239H66ZM94 240H95V238H94ZM146 240V239H145ZM13 241V240H12ZM25 241V240H24ZM41 241H44V239L43 240H41ZM61 241V240H60ZM76 241V240H75ZM79 241V240H78ZM126 241H131V240H128V239H126ZM126 241L124 242L125 244L124 245H126L127 243H126ZM133 241V243H135L136 241L135 240H132ZM131 241V242H132ZM135 241V242H134ZM142 241H144V240H142ZM141 241V242H142ZM148 241V240H147ZM155 241V240H154ZM152 241V243L153 244H155L157 241ZM3 242V241H2ZM14 243H15V241H13ZM18 242V241H17ZM55 242V241H54ZM53 242V243H54ZM58 242V241H57ZM85 242V241H84ZM83 242V243H84ZM130 242V243H131ZM146 242V241H145ZM149 242H150V240H149ZM11 243V242H10ZM21 244H22V242H20ZM42 242H39V244H40V247H42L41 244ZM44 243V242H43ZM62 243H63V241H62ZM69 243V242H68ZM73 243V241L71 242V244ZM143 243V242H142ZM21 244H19L20 246H23V244H25V243H23L22 245ZM37 244V243H36ZM80 244H81V242H80ZM97 244V243H96ZM136 244L137 245H139L137 242H136ZM136 244H135V246H136ZM18 245V246H19ZM30 245H34V244H30ZM38 245V244H37ZM37 245H36V247H37ZM55 245H57V244H55ZM68 245V244H67ZM73 245H74V243H73ZM72 245V246H73ZM83 245H85V244H83ZM123 245V244H122ZM129 245H131V244H129ZM18 246H14V250H17L19 247ZM44 246V245H43ZM52 246V245H51ZM70 246V245H69ZM76 246V245H75ZM77 246H78V244H77ZM127 246L128 245H126L125 247H123V248H126L127 249ZM133 246H134V244H133ZM134 246V247H135ZM145 246H147V245H145ZM226 246V247H227ZM16 247V248H15ZM18 247V248H17ZM27 247V246H26ZM59 247H60V245H59ZM66 246H64V248H65ZM80 247H82V245L80 246ZM85 248H87V246H84ZM138 247V246H137ZM142 247H143V244H142ZM28 248V247H27ZM39 248V247H38ZM42 248H44V247H42ZM51 248V247H50ZM68 248V247H67ZM75 248V247H74ZM73 248V250L71 251H69V249L67 250V251H69V252H65L66 253V255L65 256H67V255H69L70 254V258L69 259H71L72 260V258H73V256H75V254L76 255H78L77 254V252L79 251H76V253H75V250H76V248L74 249ZM83 248V247H82ZM85 248H83L84 249V251H86V249ZM91 247H89V249H90ZM108 248H110V247H108ZM122 248V247H121ZM144 248V247H143ZM145 248H147V247H145ZM19 249H22V248H19ZM31 249V248H30ZM32 249H34V250H36L37 251V248L35 249L34 247H32ZM58 249V248H57ZM78 249V248H77ZM80 249V248H79ZM88 249V250H89ZM93 249V248H92ZM95 249V248H94ZM97 249V248H96ZM22 250H24V248L22 249ZM29 249H27V251H28ZM34 250H32V251H34ZM39 250H40V248H39ZM55 250V249H54ZM81 250V249H80ZM91 250V249H90ZM21 251V250H20ZM36 251H34V252H36ZM49 251H50V253H52L51 251H53L52 249L50 250L49 249ZM64 251V250H63ZM84 251H82V253L84 252ZM105 251V250H104ZM104 251H103V253H104ZM114 251V250H113ZM113 251H112V254L113 255H117V256H115V259L119 256V254H124L123 256H127L128 257V255H125L126 254V251L127 250H125V252H123V253H119L118 252V254L117 253H113ZM120 251H124V250H120ZM193 253H195V251H193V250H191ZM190 251V252H191ZM24 252V254H26L25 252L26 251H23ZM37 252H39V253H37L36 255H38V254H40V251H37ZM44 252V251H43ZM48 252V251H47ZM58 252H60V256H61V254H62V258H64V259H67V258H65V257H63V252H62V250L61 251H58ZM62 252V253H61ZM71 252H73V253H71ZM87 252V251H86ZM86 252H84L85 254H86ZM90 252V251H89ZM88 252V253H89ZM91 252H92V250H91ZM100 252V254H101V251H99ZM106 253H107V251H105ZM117 252V251H116ZM6 253V252H5ZM22 253V252H21ZM68 253V254H67ZM102 253V254H103ZM23 254V253H22ZM53 254H55L54 252H53ZM71 254H73V256L71 255ZM81 254V253H80ZM112 254H110V255H112ZM1 255H2V253H1ZM0 255V257H2ZM7 255V254H6ZM5 255V257H7ZM13 255H14V253H13ZM21 255V254H20ZM19 255V257L21 258V256ZM29 255H31L30 253H29ZM29 255H27L26 254V257L27 256H29ZM43 255V254H42ZM82 255V254H81ZM87 255V254H86ZM94 255V254H93ZM110 255H108V256H106V257H109ZM113 255L111 256V257H113ZM10 256V255H9ZM9 256H8V260H10L9 259ZM16 256V255H15ZM39 256V255H38ZM56 256V255H55ZM59 256V255H58ZM79 256V255H78ZM78 256H76V257H78ZM95 256V255H94ZM100 256V255H99ZM25 257V256H24ZM68 257V256H67ZM81 257V260H83V261H85L84 260V258H82V257H84V254H83V256H80ZM89 257H90V255H89ZM110 257V258H111ZM19 258V259H20ZM38 258V257H37ZM58 259H59V257H57ZM62 258H61V260H62ZM93 258V256L91 257V260H93V262H94V259H92ZM105 258V257H104ZM12 259V258H11ZM32 259V258H31ZM30 259V260H31ZM39 259V258H38ZM41 259V258H40ZM48 259V258H47ZM52 259H53V257H52ZM52 259H49V261L51 260L52 261ZM78 259V258H77ZM77 259H75V257L73 258V262H75ZM86 259H87V257H86ZM88 259H90V258H88ZM106 260L107 259H109V258H105ZM112 259V258H111ZM111 259H109L110 261H112L113 263H115L116 261H117V259H116V261H115V259H114V257H113V259L111 260ZM1 260V259H0ZM3 260H4V258H3ZM35 261H36V259H34ZM75 260V261H74ZM63 261V260H62ZM70 261V260H69ZM69 261H66V263H68ZM87 261V260H86ZM86 261H85V263H83V262H80V263H82V264H87V263H89L90 264V262H92V261H90V262H88L87 261V263H86ZM115 261V262H114ZM15 263L16 262H18V261H14ZM23 262H25V261H23ZM30 262H32V263H34V261H33V259H32V261H30ZM43 262V261H42ZM55 262V261H54ZM59 262V261H58ZM20 263V262H19ZM18 263V264H19ZM32 263H30V264H32ZM39 263H40V261H39ZM38 263V264H39ZM45 263H46V261H45ZM48 264H50L49 262H47ZM61 263H63V262H61ZM66 263H64V264H66ZM69 263H71V261L69 262ZM77 263H79V259L77 260V262L75 263V264H77ZM232 263V264H233ZM23 264V263H22ZM26 264V263H25ZM37 264V263H36ZM41 264V263H40ZM56 264V263H55ZM59 264V263H58ZM235 264V263H234Z\"/></svg>",
  "mask_w": 264,
  "mask_h": 264
}]
</instances>
